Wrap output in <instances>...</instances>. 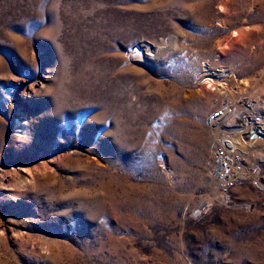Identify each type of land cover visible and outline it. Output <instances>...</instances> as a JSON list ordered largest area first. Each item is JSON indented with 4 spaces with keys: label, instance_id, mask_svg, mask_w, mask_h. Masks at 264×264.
<instances>
[{
    "label": "rangeland",
    "instance_id": "obj_1",
    "mask_svg": "<svg viewBox=\"0 0 264 264\" xmlns=\"http://www.w3.org/2000/svg\"><path fill=\"white\" fill-rule=\"evenodd\" d=\"M226 98L264 119V0H0V264H264V131L210 173Z\"/></svg>",
    "mask_w": 264,
    "mask_h": 264
},
{
    "label": "built area",
    "instance_id": "obj_2",
    "mask_svg": "<svg viewBox=\"0 0 264 264\" xmlns=\"http://www.w3.org/2000/svg\"><path fill=\"white\" fill-rule=\"evenodd\" d=\"M206 79H209L207 83H210L214 89L217 86L222 87V83L225 81L224 72L223 70H220V68H211V75L210 77H206ZM249 102L250 103L247 104V107H250L252 104L251 101ZM236 110H238V112H235ZM225 118L226 123L222 124V122L225 121ZM233 118L242 122H249L248 119L251 118L255 125H257V127L253 128L256 132H258V127H262L259 126L262 122V117L260 115L251 114L236 108L228 98L223 99L217 107L209 112L207 122L211 129L213 139L215 137V144L211 156L212 162L210 165V173L214 178L223 181L226 189L232 181L238 178L243 169L240 152L237 148H234V145L231 142V137L234 132H226L230 130V127H235L234 124H232ZM219 128L225 130L221 138L217 137ZM253 130H246L244 138L251 139Z\"/></svg>",
    "mask_w": 264,
    "mask_h": 264
},
{
    "label": "bare ground",
    "instance_id": "obj_3",
    "mask_svg": "<svg viewBox=\"0 0 264 264\" xmlns=\"http://www.w3.org/2000/svg\"><path fill=\"white\" fill-rule=\"evenodd\" d=\"M141 46L143 47V49L146 51V52H143L142 53V51L140 50V49H138V48H136L132 53L134 54V56L135 57H137V58H141V57H148L149 55H151V50L152 49H150V47L145 43V42H142L141 43ZM240 110H243V111H245V112H249V110L247 109V108H242V109H240ZM235 112H238V110H236ZM251 113V112H250ZM248 121L249 122H242V121H237V119L236 118H233L232 119V124H234V126L235 127H238V128H240V129H238L237 131H236V133H237V139L240 141V143L238 142L237 144L238 145H240L241 146V148L242 149H247L248 148V150L250 149V147H252V146H248V144L243 140L242 141V139H241V135H243V136H245V131L247 130H253V128L254 127H257V125H255V123L252 121V119L251 118H249L248 119ZM226 123V118H225V122L223 121L222 122V124H225ZM22 126V125H21ZM259 126H262V127H258V132H256V131H254L253 130V132H252V134H251V138H253V137H255V136H257V135H259V134H261V132L262 131H264V119H262V122H261V124H259ZM235 137V136H234ZM256 138V137H255ZM259 138H261V137H259ZM258 137L256 138V140L257 139H259ZM214 140H215V137H214ZM232 143H233V145H234V148H237V149H239L237 146H236V142L235 141H231ZM239 146V147H240ZM247 151V150H246ZM252 151V150H251ZM255 150L253 149V152H254ZM241 164H242V161H241ZM242 166H243V164H242ZM242 170H244V169H242ZM243 171H241V173H242Z\"/></svg>",
    "mask_w": 264,
    "mask_h": 264
}]
</instances>
